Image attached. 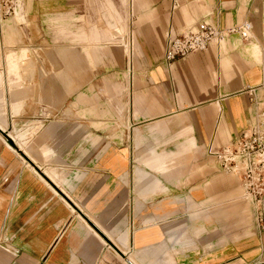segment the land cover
Segmentation results:
<instances>
[{
	"label": "crops",
	"instance_id": "obj_1",
	"mask_svg": "<svg viewBox=\"0 0 264 264\" xmlns=\"http://www.w3.org/2000/svg\"><path fill=\"white\" fill-rule=\"evenodd\" d=\"M94 2L124 16L123 0H33L30 15L67 17L69 32L92 49L86 41L102 40L89 24ZM130 16L140 56L136 69L118 61L120 93L114 109L101 103L98 153L87 147L89 117L62 123L55 116L43 125L36 153L26 150L23 132H7V112L24 125L22 116L43 111V95L59 118L60 81L52 74L11 78L13 51L1 54L0 264H264V196L259 221L239 177L208 152L264 107V0H132ZM203 21L221 29L250 22L249 37L232 33L166 60V31ZM105 38H115L110 29ZM25 51L14 52L16 61ZM83 60L71 64L91 65ZM9 81L23 85L8 88ZM78 99L87 101L82 93ZM61 130L72 146L62 155ZM61 164L68 166L63 175Z\"/></svg>",
	"mask_w": 264,
	"mask_h": 264
},
{
	"label": "rangeland",
	"instance_id": "obj_2",
	"mask_svg": "<svg viewBox=\"0 0 264 264\" xmlns=\"http://www.w3.org/2000/svg\"><path fill=\"white\" fill-rule=\"evenodd\" d=\"M32 2L33 0H0V56L8 51H13V62L11 64L14 67L11 69L7 66V75H11V78L21 79L19 74L55 75L60 81L59 109L61 112L59 118L51 113L50 99L43 95L38 99L44 107L43 111L41 114L22 116L21 121L24 125L19 124L20 121L10 117L7 112V123L8 125L9 122L12 123V128L7 132L10 131L13 134L23 132L25 134L26 150L28 148L29 153H36L38 150L37 140L45 132L43 125L49 123L55 116L56 120L62 123L73 118L79 123L84 120L83 118L89 117L90 120L86 119L85 121L89 123L91 129L85 131V139L90 144L87 147L91 149V152L93 154L98 153L101 103H106L109 108H115L116 96L120 93V90L118 92L116 89V71L123 69V65H120L119 62L124 58L126 62L125 70L127 68L136 69L137 66H133L132 63L137 64V59L140 56L136 37L132 32V18L130 16L132 0H123V17L120 16L119 12H115V8L107 7L106 9L103 5L101 8L103 10L99 11L100 3H92L97 8L93 9L89 24H91L92 33L96 31L102 39L98 42L86 41V46L94 47L92 49L84 48L83 40H78L79 35L74 37L73 32H69L71 24L69 25L67 17L61 16L55 20L50 15L44 19L31 16L30 14L36 13L35 10H37L35 4L33 9ZM110 5L113 6V3H105V6ZM42 20H44L42 25L46 28L44 30L41 28L40 21L42 22ZM75 21L76 25L85 24L83 18H76ZM107 29H110L113 33L115 37L113 40H106ZM2 43L4 49L1 48ZM74 45L76 49H74ZM22 48L26 50L25 56L16 61L17 57L14 56V52L20 54ZM88 52L91 53L90 56ZM83 57L86 58V61L91 62V65L71 64L73 62L82 63L84 61ZM52 58H57L60 64L58 66L48 64L47 61ZM38 60H43L42 64H38ZM31 63H37L38 65ZM11 70L14 74H10L12 73ZM44 84L46 83L44 82ZM7 85L8 88L10 86L19 87L23 85V82L9 81ZM80 93L84 94L87 101L78 99ZM7 100L10 101L11 99L7 98ZM79 106L85 109L84 112L79 111ZM74 110L75 113H73ZM14 113L11 115L15 116L16 112ZM17 116L19 115L17 114ZM37 119L38 121H36ZM81 124L82 126L79 127L83 130V122ZM110 132L114 134V127L111 130L109 129V134ZM60 136V154L62 155L69 152L72 146L65 145L67 143L63 142L68 139L67 130H61ZM9 142L18 150L14 142ZM18 152L21 151L18 150ZM59 168L60 174L63 175L62 171L67 169L68 166L61 164ZM241 194L243 195V189Z\"/></svg>",
	"mask_w": 264,
	"mask_h": 264
},
{
	"label": "built area",
	"instance_id": "obj_3",
	"mask_svg": "<svg viewBox=\"0 0 264 264\" xmlns=\"http://www.w3.org/2000/svg\"><path fill=\"white\" fill-rule=\"evenodd\" d=\"M178 3L179 0H173L174 5ZM250 28V22H244L236 28L221 29L203 21L179 32L167 30L164 58L171 61L203 51L211 42L232 33L248 38ZM208 152L220 161L224 169L233 171L239 177L243 195L256 206L258 220L263 221L264 107L259 110L256 120L242 129L227 145L209 148Z\"/></svg>",
	"mask_w": 264,
	"mask_h": 264
}]
</instances>
